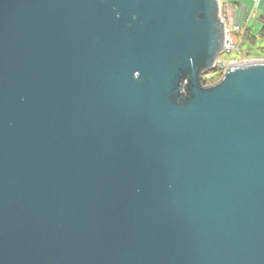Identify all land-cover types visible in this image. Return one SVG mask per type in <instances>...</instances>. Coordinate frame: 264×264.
<instances>
[{"label":"water","instance_id":"obj_1","mask_svg":"<svg viewBox=\"0 0 264 264\" xmlns=\"http://www.w3.org/2000/svg\"><path fill=\"white\" fill-rule=\"evenodd\" d=\"M220 0H0V264H264V59Z\"/></svg>","mask_w":264,"mask_h":264},{"label":"rangeland","instance_id":"obj_2","mask_svg":"<svg viewBox=\"0 0 264 264\" xmlns=\"http://www.w3.org/2000/svg\"><path fill=\"white\" fill-rule=\"evenodd\" d=\"M229 1L230 3H232V5L230 6V21L228 22L231 23L237 15L239 5L241 3L248 5V1L246 0H229ZM249 6H250L249 8L250 11L253 13L256 12V9L257 11L260 10V8L257 6V0H251ZM249 27L253 33V36L255 37L254 41L245 37V33H243L242 35H236L237 43L241 44L240 51L237 49H233L231 51H224L220 55L221 58L226 59L228 61L264 59V37L261 36L260 34L263 26L258 22V23H250ZM204 78L206 79V81L203 80L204 84L210 85L219 81L222 78V76L216 74L213 76L204 75L203 79Z\"/></svg>","mask_w":264,"mask_h":264},{"label":"built area","instance_id":"obj_3","mask_svg":"<svg viewBox=\"0 0 264 264\" xmlns=\"http://www.w3.org/2000/svg\"><path fill=\"white\" fill-rule=\"evenodd\" d=\"M221 3V11L222 17L225 20L226 28H227V40L226 46L223 49L224 51H231L233 49H237L240 51L241 44L237 43L236 35H242L245 31L249 30L250 23H260L264 27V14L261 12L258 17L254 18L251 14L248 13V6L245 4L240 5L241 19L243 18V22H235L230 21V3L229 0H220ZM222 54V53H221ZM235 62L233 60H226L219 56L215 68L211 71H208L205 76H213V75H222L226 72V70L230 67V65Z\"/></svg>","mask_w":264,"mask_h":264},{"label":"crops","instance_id":"obj_4","mask_svg":"<svg viewBox=\"0 0 264 264\" xmlns=\"http://www.w3.org/2000/svg\"><path fill=\"white\" fill-rule=\"evenodd\" d=\"M246 1H248V5L247 6H249V3H250L251 0H246ZM241 4H244V3H241ZM240 5H239V9H240ZM257 6L260 8V10L257 11V9H256L255 13L250 11V9H249L250 6L248 7V13L251 14L254 18L258 17L259 14H261V12L264 14V0H257ZM239 9H238V12H237V15H236L235 19L233 20L235 22H243V20H244L243 19L244 17L241 19V12H240Z\"/></svg>","mask_w":264,"mask_h":264},{"label":"trees","instance_id":"obj_5","mask_svg":"<svg viewBox=\"0 0 264 264\" xmlns=\"http://www.w3.org/2000/svg\"><path fill=\"white\" fill-rule=\"evenodd\" d=\"M260 34H261V36L264 37V27H262ZM245 37H247V38H249L250 40H253V41L255 39V37L253 36V33H252L251 29L245 31ZM220 76H222V75H220ZM203 80L206 81L205 78Z\"/></svg>","mask_w":264,"mask_h":264}]
</instances>
